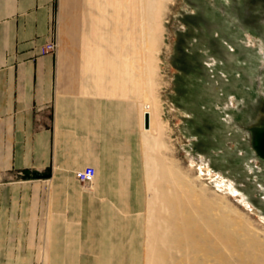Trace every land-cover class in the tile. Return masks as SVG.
I'll return each mask as SVG.
<instances>
[{
    "label": "crops",
    "instance_id": "1",
    "mask_svg": "<svg viewBox=\"0 0 264 264\" xmlns=\"http://www.w3.org/2000/svg\"><path fill=\"white\" fill-rule=\"evenodd\" d=\"M103 1L0 0V220L27 255L12 263H142L157 68L139 0ZM127 8L136 26L122 27ZM86 165L89 186L75 176Z\"/></svg>",
    "mask_w": 264,
    "mask_h": 264
},
{
    "label": "rangeland",
    "instance_id": "2",
    "mask_svg": "<svg viewBox=\"0 0 264 264\" xmlns=\"http://www.w3.org/2000/svg\"><path fill=\"white\" fill-rule=\"evenodd\" d=\"M158 4L155 31L142 13L157 83L142 110L141 264H264V161L246 128L264 99V0ZM134 10L122 27L141 20ZM1 225L0 264L27 259Z\"/></svg>",
    "mask_w": 264,
    "mask_h": 264
},
{
    "label": "water",
    "instance_id": "3",
    "mask_svg": "<svg viewBox=\"0 0 264 264\" xmlns=\"http://www.w3.org/2000/svg\"><path fill=\"white\" fill-rule=\"evenodd\" d=\"M144 127H149V113L144 114ZM250 133V145L256 156L264 161V99L260 107V115L255 122L246 127Z\"/></svg>",
    "mask_w": 264,
    "mask_h": 264
},
{
    "label": "built area",
    "instance_id": "4",
    "mask_svg": "<svg viewBox=\"0 0 264 264\" xmlns=\"http://www.w3.org/2000/svg\"><path fill=\"white\" fill-rule=\"evenodd\" d=\"M58 42L57 39L49 40L48 42L41 45L40 50L44 52H55L57 50ZM95 174V168L92 165H86L75 170V176L81 183L92 182Z\"/></svg>",
    "mask_w": 264,
    "mask_h": 264
},
{
    "label": "bare ground",
    "instance_id": "5",
    "mask_svg": "<svg viewBox=\"0 0 264 264\" xmlns=\"http://www.w3.org/2000/svg\"><path fill=\"white\" fill-rule=\"evenodd\" d=\"M141 1L143 7L142 13L144 16V20L146 22V27L153 32L156 30L155 28L158 22L157 16H158V12L160 11V5L158 4L159 0H141Z\"/></svg>",
    "mask_w": 264,
    "mask_h": 264
}]
</instances>
